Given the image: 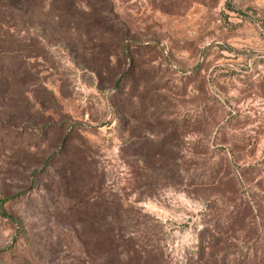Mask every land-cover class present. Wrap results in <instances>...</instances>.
Masks as SVG:
<instances>
[{"label":"rangeland","instance_id":"obj_1","mask_svg":"<svg viewBox=\"0 0 264 264\" xmlns=\"http://www.w3.org/2000/svg\"><path fill=\"white\" fill-rule=\"evenodd\" d=\"M0 264H264V0H0Z\"/></svg>","mask_w":264,"mask_h":264},{"label":"trees","instance_id":"obj_2","mask_svg":"<svg viewBox=\"0 0 264 264\" xmlns=\"http://www.w3.org/2000/svg\"><path fill=\"white\" fill-rule=\"evenodd\" d=\"M17 3H19L20 1H16ZM13 8L16 10V11H20V9L19 8H17V7H15V5H13ZM10 51H8V53H9ZM5 59H6V57H4ZM8 199H10V198H4V199H2L1 200V202H5L6 200H8Z\"/></svg>","mask_w":264,"mask_h":264}]
</instances>
